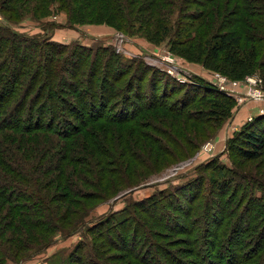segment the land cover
I'll return each mask as SVG.
<instances>
[{
	"label": "rangeland",
	"instance_id": "1",
	"mask_svg": "<svg viewBox=\"0 0 264 264\" xmlns=\"http://www.w3.org/2000/svg\"><path fill=\"white\" fill-rule=\"evenodd\" d=\"M85 1L0 0V37L6 39L0 40V63L5 66L0 72L21 64H26L24 72L33 76L43 71L38 69L43 67L41 51L38 54L20 50L16 62L11 57L13 51L7 40L19 36L41 45L54 43L55 51L61 53L48 58L58 72L62 61L67 59L65 80L71 78L70 72L75 68L83 72L79 78L85 82L92 72L95 83L105 79L104 94L110 98L105 114L110 119L98 118L86 125L100 146L93 147L92 154L80 149L73 152L79 165L72 169L78 170V174L85 172L88 169L85 162L97 159L95 152L117 155L108 164V173L103 178L98 177V172L83 173L90 180L89 186L76 176L70 177L71 182L85 187L86 199L81 200L83 206H72L73 213L63 221L69 231L57 232L45 249L35 254L29 251V257L9 264H172L161 259L162 251L157 249L189 264L192 258H185L180 250L190 247L188 242H196L197 249L208 254L206 240L213 233L220 238L213 242L216 246L212 255L226 261L233 252L238 260L242 259L238 251L243 248L238 241H229L230 237L237 238L239 232L243 233L247 221L252 222L247 238L264 237V223L260 221L264 211L259 217L256 208L264 207V191L252 190L255 188L249 182L254 178L264 188V156L242 161L230 153L228 142L252 125L261 126L264 132V123L255 124L256 118L264 115V81L258 70L243 79H233L222 71L205 69L173 51V43L176 34L188 30L190 36L196 33L209 38L228 25L227 18L235 14L238 4L251 5L255 15L261 4L248 3L249 0H163L155 12L149 13L140 9L149 0H88L90 6L78 11ZM202 8L207 14L205 18L198 21L188 18L199 16ZM258 18L259 15L245 20L243 10L240 11L237 27L247 49L250 45L244 37L249 30L252 36L264 37V31L254 22ZM256 48L257 60H261L264 38L256 43ZM109 53L118 58V63H114L115 59L108 60ZM136 79L142 81L139 91ZM70 80L75 82V76ZM25 84L17 85V95L24 93ZM151 84L155 87L156 102L166 103L169 108L147 110L142 116L135 114L132 121L122 122L126 120L120 119L122 115L133 118L135 109L131 107L151 101ZM33 86L27 92H31L30 98L36 94L39 83ZM208 88L234 99V105L222 120L205 115L208 107L203 99L210 95ZM93 93L96 97V91ZM20 95L16 104L21 102ZM25 105V109L34 106V118L36 107L45 106L42 99L38 103L37 99L31 102L27 99ZM97 106L95 99V109ZM87 114L86 111V118ZM39 115L46 124L47 112L40 111ZM66 115V120L80 125V121ZM57 123L56 120L53 125ZM148 124L152 129H146ZM46 134L55 136L47 131ZM127 146L129 149L125 151ZM229 172H235L236 177ZM223 183L229 185L220 192L218 188ZM255 198L260 201L254 204ZM59 209L64 210V206ZM254 211L258 217L252 214ZM238 223L240 227L233 233ZM222 226L227 230L225 233ZM147 252L151 253L148 258ZM200 261L197 258L195 264H202Z\"/></svg>",
	"mask_w": 264,
	"mask_h": 264
},
{
	"label": "trees",
	"instance_id": "2",
	"mask_svg": "<svg viewBox=\"0 0 264 264\" xmlns=\"http://www.w3.org/2000/svg\"><path fill=\"white\" fill-rule=\"evenodd\" d=\"M162 1H146L140 9L153 13ZM256 1L259 5L261 4L260 10H257V15L253 14L255 13V8L251 7V5L242 7L238 4L235 14H231L232 17L229 19L227 18L228 25L214 32L209 38L204 39L202 35H196V33L190 36L189 30L184 34H176L175 42L173 43V49L175 50L173 51L190 62L200 63L208 70L222 71L233 79H243L258 70L264 81V53L262 59L257 60L258 53L256 48V43L261 42L264 37L260 35L252 36L250 34L251 30H249V33L244 37V40L250 45V48L247 49L245 45H242L241 29L237 27L240 11L243 10L245 20L259 15L260 18L254 20V22L257 23L259 30L262 29L264 31V2L249 0L248 3H255ZM89 6L90 3L86 0L78 11ZM204 11V8H202L199 16L189 15L188 18L196 21L205 18L207 14ZM166 33L167 30L164 29V34ZM193 36L195 38L191 39ZM2 38L6 41L4 36H1L0 40ZM7 41L12 47L11 57H13L15 62L20 50L38 54L41 51L39 56L44 59L40 58L43 67L38 66V69H43V71L34 74V76L24 72L23 69L26 64L16 65L17 63H14L16 65L15 68H9L8 66L4 71L0 72V85H2L0 86V134H3L0 137V264H9V261L17 262L20 259L29 257V251L32 254L38 253L47 247V244L52 241L51 237L54 234L69 231V228L64 226L63 221L69 214L73 213L72 206H83L84 203L83 201L81 203V200L86 199V194L83 191L85 187L76 185L74 181L71 182L70 177L76 176L80 181H84V185H88L90 180L89 178L86 179L83 173L90 171V174H96L98 172V177L103 178L108 173L106 170L108 164L117 157V155H111L108 151L106 153L95 152L97 153L95 155L97 159L94 162L91 160L85 162V167H88L85 172L82 171L78 174V170L75 171V168L79 165V160L73 152H77L80 149V152L87 150L89 154H92L93 147L96 149L99 145L90 136L89 132L91 129H88L86 125L90 122L94 123L95 119L98 118L110 119L105 114V109L108 108L107 105L110 100L104 94L107 86L105 85V79H100L99 84L95 83L94 78H92V72L85 82V80L79 78L83 72L75 68V70L70 72L71 78L75 76V82L70 80L71 78L65 80L63 73L67 59L65 58L62 61L61 72H58L57 68L53 67V61H51L54 53H61L60 50L58 52L55 51L54 43L46 42L41 45L36 40L23 39L19 36L9 37ZM177 45L182 48L177 49ZM45 50L46 53L44 52ZM48 55L51 58H48ZM113 59H115L114 63H118V58L113 53H109L108 60L112 61ZM56 62L58 63L59 61L56 60ZM2 67L5 66L1 62L0 69ZM26 75H28L27 78ZM21 76H24V78H21ZM118 80L119 78L115 81ZM136 80L138 81L136 91H139L142 81ZM36 83H39L37 92L30 98L31 92H27L29 89L33 90V85ZM20 84H25L26 89L22 91L24 92L23 94L17 95V85ZM83 84L87 86L85 87ZM97 87H99V91L96 90ZM151 87V93H153L150 95L151 101L149 100L137 108L131 107V109H135L131 116L133 118L130 119L129 116L122 115L120 119H126L122 122L132 121L135 114L140 113L142 116L147 110L151 111L160 107L169 108L166 103L156 102L155 87L152 84ZM208 89L207 92L209 91L210 95L208 98L203 99V104L208 107L205 115L216 121L222 120L228 115L234 105V99L218 90ZM95 91L96 97L93 93ZM19 95L21 102L16 104L15 100ZM162 95L164 96V94ZM134 96L138 98L139 94L135 93ZM27 99H30V102L33 99H37V103L42 99L45 104V106L39 105L36 107L35 118L32 116L34 106L33 109L29 107L25 109L24 107ZM95 99L98 100L96 109ZM72 101L77 102V104L72 103ZM124 104L127 106L126 101ZM79 105L81 108H79ZM95 110L98 111L95 113ZM40 111L47 112L46 124L41 121ZM86 111L88 113L86 115L87 118L84 115ZM66 113H68L69 117L80 121V125L76 126L66 120ZM200 117L202 118V116ZM56 120L58 125L54 126L53 124ZM256 120V125H263L264 115L257 117ZM146 127V129H152L150 124ZM260 127L252 125L233 136L228 142L230 153L246 162L263 157L264 132H262ZM46 131L51 132L57 138L48 136ZM82 134L84 136L81 138ZM128 149L129 146L125 147V151H128ZM67 162L72 163V165L68 166ZM125 163L128 164L129 161L126 160ZM96 166L98 171L94 170ZM73 167L75 168L72 169ZM219 173H222V170ZM229 173H233L234 177L237 175L235 172ZM249 182L255 188L252 190L258 188L261 192L264 191L262 184H259L258 180L253 178ZM228 185L227 183L220 184L218 190L222 192L224 187H228ZM95 189H97L96 186ZM253 200V203L260 201L257 198ZM61 206H64V210L59 209ZM256 208L260 217L264 207L257 205ZM252 214L257 216L255 211ZM251 219L253 221V218ZM260 221L264 223V217ZM251 224L252 222L247 221V229L243 233L239 232L237 238L230 237L229 240L232 243L238 241L240 248H243V250L238 251L242 259L238 260L233 252H230L226 261L221 256L212 255L216 246L213 242L220 238V235L216 233L211 234V238L206 240L210 249L209 255L200 252L201 250L197 249L196 242H188L190 247L188 246V248L182 249L180 252L183 253L185 258H192V260H189L190 262H187L189 264H195L197 258L201 260L202 264H264V237L247 238L249 235L247 234L248 230L252 229ZM224 227H221L222 231ZM239 227L240 223L236 224L232 232L236 233ZM226 231L224 229V233ZM248 239H250L249 243L247 242ZM157 250L162 251L159 257L165 261H171L172 264H186L177 259L172 253L165 252L162 249ZM150 252L146 253V258L151 256ZM145 264L150 263L146 262Z\"/></svg>",
	"mask_w": 264,
	"mask_h": 264
}]
</instances>
